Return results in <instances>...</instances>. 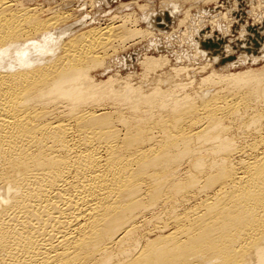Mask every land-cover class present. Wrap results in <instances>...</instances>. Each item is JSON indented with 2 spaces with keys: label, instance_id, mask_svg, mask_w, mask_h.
<instances>
[{
  "label": "bare ground",
  "instance_id": "6f19581e",
  "mask_svg": "<svg viewBox=\"0 0 264 264\" xmlns=\"http://www.w3.org/2000/svg\"><path fill=\"white\" fill-rule=\"evenodd\" d=\"M54 2L0 0V264H264V68L95 79L153 32Z\"/></svg>",
  "mask_w": 264,
  "mask_h": 264
},
{
  "label": "rangeland",
  "instance_id": "374dc122",
  "mask_svg": "<svg viewBox=\"0 0 264 264\" xmlns=\"http://www.w3.org/2000/svg\"><path fill=\"white\" fill-rule=\"evenodd\" d=\"M50 1L52 2L51 6L55 8L57 4L54 2L55 0ZM57 1H61L60 3L66 9H73L79 17L78 19L82 18L85 21L86 27L89 25L103 26L113 20L116 22L115 17L131 16L132 14L131 18L134 19L132 24L135 23V25L127 24V28L132 27L140 31L149 28V31L153 32L150 33L154 37L152 35L137 36L134 40L123 42L122 47H124L118 51L116 56L112 57V61L107 67L108 71L97 69L92 72L95 79L98 77L105 80L107 77L119 76L121 86L131 84L130 86H134V88H142V85H138L140 83L136 82L148 83L142 79V76L146 75L145 72H152L151 76H154L156 80L160 73L161 77L171 75L170 78L174 76L172 81L176 83L172 82L173 84L168 85L173 90V97L178 96V99L191 100L194 99V93L199 89L214 90L218 87V85L213 86L215 82H219L221 79L227 81V72L237 74L248 69L264 68L262 67L264 66V0ZM119 5L120 10H118ZM69 7L71 8L69 9ZM139 7L144 8L142 10ZM89 28L91 27L86 29ZM160 57H163V60ZM145 58L158 62V64L146 70L141 65ZM252 63L255 64L252 65ZM213 72L223 76L219 75V78L214 79L213 76L218 75ZM181 83V86L175 88L177 84ZM202 84H204L203 88H201ZM155 86L160 90L168 89V86L161 88L162 85L159 86V82ZM155 86L146 85V88ZM197 105L199 114H203V106L200 103ZM228 124L232 125L233 123L227 120L226 125ZM146 236L145 234L143 237Z\"/></svg>",
  "mask_w": 264,
  "mask_h": 264
}]
</instances>
